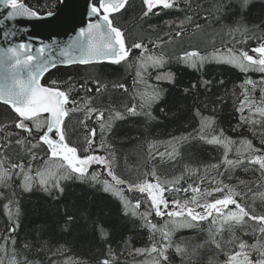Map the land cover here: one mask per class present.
I'll return each instance as SVG.
<instances>
[{
  "label": "snow or ice",
  "instance_id": "1",
  "mask_svg": "<svg viewBox=\"0 0 264 264\" xmlns=\"http://www.w3.org/2000/svg\"><path fill=\"white\" fill-rule=\"evenodd\" d=\"M251 2L216 0L211 7L197 4L193 9L192 0H141V15L147 20L150 16L160 15L164 10L184 11L181 4L185 5L193 15H186L179 21L176 25L179 30L165 33L169 37L168 42H171L173 36L181 37L188 25H194L196 31L202 30L205 25L196 23L194 15L198 16L200 11H204L205 21L220 24L217 35L227 37L223 40L226 47L223 50L215 49L207 55L197 50L184 51L176 59L193 68L203 67L206 62H216L233 66L243 73L258 72L264 76V22L251 26L247 24L244 13ZM128 3L129 0H91L87 5L88 22L75 35L69 36L63 43L53 40L51 43L40 42L39 46H34L30 39L18 40L26 29L15 24L7 26L6 22L19 18H41L39 12L22 0H0V8L6 10V15L0 18V26H4V44L0 45V104L13 114L10 123H0V188H11L14 177L19 179L18 187L24 192L39 187L48 194L53 191L63 194V182L69 180L100 186L105 193H111L122 200L125 215L139 217L153 234L150 247L136 250L137 255L147 256L145 264H170L169 251L173 248V235L181 229L205 230L204 225H207V243L214 245L226 256L223 264H264V212L257 214L256 209L246 203L248 193L252 194L253 200L259 199L264 203V191L258 190L264 187V79H245L237 86L240 92L235 109L239 113L237 127L247 126L251 135L259 139V146L248 138L233 139L223 129L216 131L215 119L204 116L199 109L195 112L199 126L193 133L163 142L165 151H155V155L153 151L156 143L148 144L149 156L153 160L159 157L162 162L180 158L182 145L189 141L214 145L223 150V159L220 163L203 166L205 173L221 167L225 173L238 168L252 170L259 173L256 190L241 180L239 183L247 188V192L237 191L234 186L224 184L223 180L217 182L214 177L208 179L207 175L201 176L199 183H189L183 187L186 175L195 176L198 173L190 165L185 166L183 173L171 178L162 177L156 168L139 174L136 181L121 178L118 174L116 151L103 137L125 115H143L154 119L151 108L161 99V91L158 86L148 83L147 75L149 69H160L167 63L163 52L157 54L151 51L142 40L133 43L131 47L127 45L126 33L114 24L113 14L126 10ZM45 15L53 17L56 13L48 11ZM228 15L234 17L232 23H221ZM166 24L171 27L174 21H167ZM252 41H255V46L249 49L247 45ZM164 44L163 40L159 43L153 41L152 49L161 48ZM134 50H139L140 54L134 64L128 63ZM103 61L116 65L125 63L129 68L135 66L133 85L137 90L131 98L132 106L126 107L124 112L93 106V88L89 85H95L96 97L106 90V85L99 79L81 83L69 76L62 84L55 80L47 87L41 84V78L58 64L88 66ZM156 81L173 82L174 76L171 73H159ZM140 85H143L142 90ZM202 86L208 88L210 82L203 81ZM114 87L128 92L123 83ZM192 87L198 85L193 84ZM184 91L187 93L189 89ZM257 91L258 99L255 95ZM79 92L85 95L79 99L73 98V94ZM75 113L84 115V119L79 121L85 130L82 142L70 139L71 132L66 118ZM93 118L99 126V145L96 144L97 129H89L87 123ZM41 149L44 151L43 156H39ZM230 154L235 158H229ZM25 156L29 159L25 160ZM41 160L43 162L39 163ZM33 163H38V166L33 168ZM93 167L102 171H91ZM206 179L209 187L202 189ZM125 192H138L144 198L137 199L133 204L125 198ZM180 192H190L191 196L169 199L166 195ZM215 194H219V198H212ZM15 196V191L11 195L0 192V198L7 200L3 207L11 225L8 234L0 236V264H41L40 261L28 259L26 252L30 251V245L25 244L23 251L16 248L15 234L20 208ZM144 206L145 210L140 211ZM153 213L155 217L163 219V224L152 222ZM249 226L250 233L245 230ZM239 230H245L244 236L250 234L253 242L249 243L237 235ZM225 232L230 234L228 240L223 238ZM156 234H159V240H156ZM101 236H106V233L101 231ZM40 250H47V242H44ZM174 250L181 257L188 256V249L183 242L175 244ZM67 251L61 246L53 255L65 256ZM51 264L85 262L66 257L63 260L53 259ZM97 264H116L111 249L109 255Z\"/></svg>",
  "mask_w": 264,
  "mask_h": 264
},
{
  "label": "trees",
  "instance_id": "2",
  "mask_svg": "<svg viewBox=\"0 0 264 264\" xmlns=\"http://www.w3.org/2000/svg\"><path fill=\"white\" fill-rule=\"evenodd\" d=\"M22 1L39 13L52 11L58 4V0ZM215 2L216 0H192V8L195 9L197 4L208 8ZM181 8L185 10H164L160 15H153L145 20L141 15V0H129L126 10L113 14L114 24L126 33L129 47L142 40L151 51L157 54L163 52L167 58L164 67L149 69L147 75L148 83L158 86L161 91V99L151 108L154 119H148L143 115H125V118L116 121L111 131L103 137L116 151L117 172L121 178L136 181L139 174L156 168L162 177L171 178V176L183 173L185 166L190 165L191 168L198 170V173L195 176L186 175L182 182L183 187H187L189 183H199L200 177L207 175L208 179L214 177L217 182L223 180L224 184L234 186L237 191L247 192V188L240 185L241 180L248 182L249 186L256 190L258 172L238 168L231 173H225V169L221 167L210 170L208 174L205 173L203 166L220 163L223 159V150L214 145L189 141L182 145L181 157L171 162H162L159 157L153 160L149 156V142L156 143L153 151L155 155V151H165L163 142L172 137L193 133L199 126V119L195 116L197 109L204 116H211L215 119L216 131L223 129L225 134L233 139L248 138L259 146V139L251 135L247 126L237 127L239 113L235 109L238 106L240 92L237 86L245 79L258 81L260 73H243L233 66L216 62H206L203 67L197 68L179 62L176 57L182 55L184 51L197 50L202 55H207L215 49L223 50L226 47L223 40L227 39L223 34L217 35L220 24L205 21L203 17L206 13L200 11L198 16L194 15V20L196 23L205 25L202 30L196 31L194 25H188L181 37L173 36L171 42H168L169 37L165 33L179 30L176 27L179 21L186 15H193L192 12L187 11L185 5L181 4ZM244 15L249 26L264 22V0H252ZM233 19L232 15H228L221 23L231 24ZM167 21H174V24L170 27L166 24ZM160 40L165 41L164 46L152 49V42L159 43ZM254 46L255 41L247 45L249 49ZM139 54V50H134L128 63L134 64ZM135 72V66L129 68L125 63L116 65L101 62L88 66H57L45 74L43 83L50 86L55 80L62 84L68 80L69 76L81 83L85 80L99 79L106 85V90L96 97L95 85H89L93 88L91 93L95 99L93 106L124 112L126 107L132 106L131 98L137 90L133 85ZM159 73L173 74L174 81L157 82L156 76ZM203 81H209L210 87H203ZM120 83L128 88L127 93L114 87ZM193 84L198 87L193 88ZM140 89H143V85H140ZM185 89L189 91L186 93ZM84 95L83 92L74 93L73 98L79 99ZM255 95L258 99L259 92L257 91ZM68 107L71 108L72 105L69 104ZM83 119L82 113L71 114L69 118H66L71 132L70 139L73 142L83 140L85 130L79 123ZM12 120L13 114L6 106L0 104V123H10ZM87 123L89 129L93 127L97 129L96 144L99 145L101 141L99 126L94 118ZM10 130L15 131V129ZM16 151L19 152V149ZM43 155L44 151L41 149L39 156ZM229 158L234 159L235 156L230 154ZM27 159L29 157L25 156V160ZM42 162V160L39 161V163ZM37 166L38 163H33V168ZM91 171L100 172L102 170L93 167ZM218 172L225 174L218 175ZM208 179L205 180L202 189L209 187ZM19 182V179L14 177L12 187L0 188V192L5 195L16 192L14 199L19 201L20 208L18 228L15 234L16 248L23 251L25 244L30 245V251L26 252L29 260L51 264L53 259L63 260L66 257H72L85 264H97L99 260L109 255V249H111L116 264H145L147 256L137 255L136 250L150 247L153 234L139 217L125 215L120 198L111 193H105L98 185L79 180L64 181L63 194L58 191L48 194L39 187L31 192H24L19 189ZM258 190L264 191V187ZM166 195L169 199H184L190 197L191 193H167ZM125 198L134 204L137 199L144 197L138 192H125ZM212 198H219V194H215ZM5 203L7 200L0 198V236L7 235V230L11 227L3 207ZM246 203L255 208L257 214L264 212V203L259 199L253 200L251 193H248ZM145 207H142L140 211H144ZM69 217L72 219L69 220ZM151 219L158 225L164 222L163 219L155 217L154 213ZM206 228L207 225H204L205 230L181 229L176 232L173 235V248L169 251L170 264H223L226 256L214 245L207 243ZM245 230L250 233L251 227ZM245 230H239L236 234L252 243L253 237L250 234L243 235ZM101 231L105 232L106 236L102 237ZM155 238L159 240V234H156ZM223 238L228 240L230 234L225 232ZM44 242H47V250L38 251L42 249ZM181 242L188 249L187 257H181L175 253V244ZM61 246L68 250L65 256H54L55 250ZM225 250L227 251V248Z\"/></svg>",
  "mask_w": 264,
  "mask_h": 264
},
{
  "label": "water",
  "instance_id": "3",
  "mask_svg": "<svg viewBox=\"0 0 264 264\" xmlns=\"http://www.w3.org/2000/svg\"><path fill=\"white\" fill-rule=\"evenodd\" d=\"M90 2L91 0H58L57 7L53 10L56 15L53 17H47L46 12H44L39 13L41 18H19L16 21L6 22V25L15 24L17 27L26 29L18 37V40L30 39L34 46H39L40 42L51 43L53 40L63 43L68 40L69 36L75 35L80 27L86 26L88 22L87 5ZM4 15H6V10L0 8V18H3ZM3 27L0 26V45L4 44L2 39ZM57 66L69 65L58 64ZM41 84L48 86L43 84V77Z\"/></svg>",
  "mask_w": 264,
  "mask_h": 264
},
{
  "label": "rangeland",
  "instance_id": "4",
  "mask_svg": "<svg viewBox=\"0 0 264 264\" xmlns=\"http://www.w3.org/2000/svg\"><path fill=\"white\" fill-rule=\"evenodd\" d=\"M261 79H264V76H262V74L259 75L258 81H260Z\"/></svg>",
  "mask_w": 264,
  "mask_h": 264
}]
</instances>
